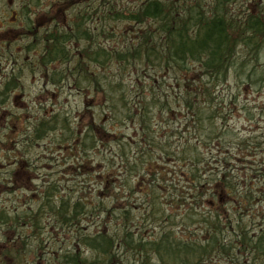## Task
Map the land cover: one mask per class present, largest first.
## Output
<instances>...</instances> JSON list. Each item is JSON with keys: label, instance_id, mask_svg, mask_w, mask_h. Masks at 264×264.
I'll return each mask as SVG.
<instances>
[{"label": "trees", "instance_id": "16d2710c", "mask_svg": "<svg viewBox=\"0 0 264 264\" xmlns=\"http://www.w3.org/2000/svg\"><path fill=\"white\" fill-rule=\"evenodd\" d=\"M222 1L225 4L227 0ZM218 10L212 3L200 8L197 1L190 0L187 4L185 0H144L135 9L122 6L118 0H106L100 11L70 13L62 30H45L25 19L21 24L26 32L32 28L38 31L35 37L43 38V45H52L42 60L47 70L57 61L63 66L46 71L45 76L54 80L58 75L60 81L73 79L74 86L90 95L105 94L106 120L111 128L107 145L113 152L109 160L126 170L120 172L130 194L137 185L148 183L145 192L140 188L146 200L138 219L155 218L167 226L178 212L187 225L186 234L163 227V232L146 239L143 232L147 228H133L135 216L124 209L123 246L134 252L133 264H152L155 256L160 257L155 264H205L214 256H226L234 264L264 261V184L248 180L250 176L239 179L231 172L233 165L238 170L242 156L234 153L217 131V122L227 114L224 117L215 91L228 82L232 72L246 74L248 63L238 61L264 59V53L259 54L264 47V17L257 15L240 22L227 7L225 13L222 8ZM122 20L129 21L132 29L119 36L111 25ZM102 36L123 41L104 47L100 44ZM81 43L85 44L83 49L69 50ZM114 66L121 70H111ZM258 74L254 69L247 76L252 83L254 76L261 82L264 77ZM227 111L231 113L229 108ZM30 124L35 135L42 137L49 130L60 129L61 141L75 142L72 150L79 147L83 152L91 144L98 150L95 143L100 141L91 124L79 131L72 127L69 113L57 112ZM117 126L124 130L113 142L111 134L118 135L113 132ZM223 128V135L228 136L227 127ZM176 135H183L179 142L174 139ZM159 160L174 163L173 177L162 176ZM140 165L143 167L137 173ZM262 168L249 169L260 179L264 178ZM107 172L113 174L109 169ZM67 188L69 192L62 200L79 193L74 189H84V194L88 187ZM81 202L79 198L71 206L62 203L57 212L60 224L56 221V226L75 234L71 227H77L86 212ZM103 205L99 198L94 208ZM192 222H197L202 236L191 230ZM80 229L83 227L77 228L76 236L102 255L114 254L120 243L117 233L99 231L87 236ZM66 258L67 262L73 259L69 255Z\"/></svg>", "mask_w": 264, "mask_h": 264}, {"label": "rangeland", "instance_id": "374dc122", "mask_svg": "<svg viewBox=\"0 0 264 264\" xmlns=\"http://www.w3.org/2000/svg\"><path fill=\"white\" fill-rule=\"evenodd\" d=\"M59 1L0 0V92L5 91V94H0V184H5V187L8 185L19 187L17 185L21 183H33V187L40 186L41 183L46 184L41 191L46 192L47 195H43L37 216V232L40 237L35 240L42 247L43 264H133L134 252L123 246L124 209L131 210L135 216L131 223L133 228L137 225L142 230L147 228L143 232L146 239H153L158 233L163 232L164 228L186 234L187 225L182 223L181 214L178 212L175 220L167 226L155 218L144 222L138 219L141 218L140 215L144 210L143 202L146 200L145 195L139 193L140 188L145 192L148 183L147 186L137 185L136 190L130 194L124 186V177L120 172L124 170L122 164L112 165V160H109L111 151L107 145L109 136L107 132L111 128L106 120L108 104L105 94L90 95L85 89L74 86L73 79L60 81L58 75L53 76L54 80L50 76H45L46 71L50 73V69L60 70L63 66L57 61L49 64L50 69L47 70L42 60L46 58L52 45H43V38L35 37L38 31L32 28L26 32L21 28V24H24L25 19L35 26L37 23V27L45 30L64 29L70 15L62 13L67 5ZM118 1L122 6L135 9L144 0ZM192 1H197L200 8L212 3L214 8H218V11L222 8L225 13L222 3L217 5L213 0H190L191 3ZM187 2L188 0H185L186 4ZM257 10L259 9L254 7L245 21L251 17L255 19L257 15L264 17V14H260ZM116 23L111 26L116 29L119 36L120 33L132 29L127 20ZM122 41V38L110 39L102 36L100 44L107 47ZM84 45L81 43L78 46H71L69 50L73 53L76 47L83 49ZM242 49L241 47L239 51ZM263 53L264 47L259 51L261 56ZM240 62L248 63L246 74L241 75L234 71L226 84L215 88L218 105L224 110V117L227 114V118L217 122V131L223 136L222 139H226L231 145L234 153L240 152L239 155L242 156L238 161V170L236 171V165H233L231 172L239 179L250 176L248 180H254L256 184L259 182L264 184V178L257 179V176L255 178L249 169L263 166L264 170V79L258 82L260 79L254 76L255 82L252 83L247 76L256 69L258 76L264 77V59L259 57V60L238 61ZM91 65L95 67L93 63ZM106 70L109 71L108 68ZM111 70L118 72L121 68L114 66ZM130 71L131 69H128V72ZM57 112L69 113L72 127L79 131H84L91 124L100 141L95 143L98 150L93 149L92 144L83 152L79 147L74 148L75 151L72 150L75 142L61 141L60 129L49 130L43 133V137L35 135L34 126L30 122L36 118L37 121L50 118ZM223 126L227 127L229 133L228 136L225 135L226 137L223 135L225 131ZM123 130L120 126L113 129V132L118 133V135L111 134L113 142L119 139ZM176 136L174 139L179 142L183 135ZM241 141L244 142L240 144ZM114 149L116 143H113ZM173 165V162L159 160L158 166L162 176L167 179L173 177ZM110 166H114V169ZM142 167L143 165L139 166L137 173ZM107 169L113 174H109ZM78 185L88 187L84 194L82 191L84 189L76 188L74 191L79 193L76 192L74 197L62 200L69 192L70 188L67 187ZM7 194H12V189H0V199L5 198L1 200L4 205L13 206ZM29 197L33 198L35 195L30 194ZM79 198L83 200L81 203L85 205L86 211L79 219L78 226L83 227L80 230L87 236L99 231H103L106 235L117 233L120 243L114 254L102 255L87 247L83 240L76 236L78 226L71 227L75 234L67 231L66 227L61 225L59 227L60 217L57 212L61 204L71 206ZM99 198L103 200L104 205L94 208L95 201L97 199L99 201ZM117 209L119 212L116 211ZM87 212L92 213L86 215ZM56 221L59 222L58 226ZM52 226L55 232L51 230ZM179 226H182L180 230ZM190 227L196 234L202 236L197 222H192ZM67 255L73 258L69 262L66 261L67 258L65 259ZM155 257L157 258L152 260V264L160 261L159 256ZM205 264L234 263L226 256H214ZM256 264H264V261L259 260Z\"/></svg>", "mask_w": 264, "mask_h": 264}, {"label": "flooded vegetation", "instance_id": "af4514ba", "mask_svg": "<svg viewBox=\"0 0 264 264\" xmlns=\"http://www.w3.org/2000/svg\"><path fill=\"white\" fill-rule=\"evenodd\" d=\"M219 5L222 0H213ZM59 2L66 4L64 14H70L83 10L84 12L100 11L106 0H71ZM66 2V3H65ZM223 7H227L231 14L238 20L245 22L247 15L253 12L254 7L260 14H264V0H227ZM83 4V7L81 6ZM99 4L98 10L93 9ZM17 185V184H16ZM33 183H21L19 187H5L0 184V189H12V194H7L13 206H5L0 199V264H43L42 247L35 240L38 236L37 216L42 205V192L45 183L33 187ZM50 185V184H48ZM30 194L35 197H29ZM16 204V206H15ZM5 212V215L2 212ZM51 224V222H50ZM53 232V226L51 229ZM23 243V244H21Z\"/></svg>", "mask_w": 264, "mask_h": 264}]
</instances>
